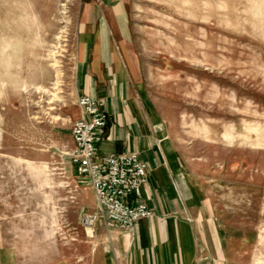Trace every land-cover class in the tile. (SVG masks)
<instances>
[{
    "label": "rangeland",
    "instance_id": "rangeland-1",
    "mask_svg": "<svg viewBox=\"0 0 264 264\" xmlns=\"http://www.w3.org/2000/svg\"><path fill=\"white\" fill-rule=\"evenodd\" d=\"M54 1L0 0L1 263L91 264L104 215L69 152L93 44L127 52L140 112L203 184L229 264L264 259V37L247 0Z\"/></svg>",
    "mask_w": 264,
    "mask_h": 264
},
{
    "label": "crops",
    "instance_id": "crops-1",
    "mask_svg": "<svg viewBox=\"0 0 264 264\" xmlns=\"http://www.w3.org/2000/svg\"><path fill=\"white\" fill-rule=\"evenodd\" d=\"M93 46V53L89 47L83 55L79 52L78 98L101 100L109 114L96 145L100 155L133 152L147 164L143 199L151 215L131 230L101 217L94 230L91 264H229L203 184L171 135L157 126L152 114L140 112L134 87L126 79L133 75L123 59L127 52ZM2 256L0 250V264Z\"/></svg>",
    "mask_w": 264,
    "mask_h": 264
},
{
    "label": "built area",
    "instance_id": "built-area-1",
    "mask_svg": "<svg viewBox=\"0 0 264 264\" xmlns=\"http://www.w3.org/2000/svg\"><path fill=\"white\" fill-rule=\"evenodd\" d=\"M77 104L80 118L71 128V162L90 181L105 218L122 230H131L151 215L143 199L147 164L133 152L100 155L96 145L104 136L109 114L101 100L90 96L79 97ZM95 221V216L86 215L83 225L91 227Z\"/></svg>",
    "mask_w": 264,
    "mask_h": 264
},
{
    "label": "clouds",
    "instance_id": "clouds-1",
    "mask_svg": "<svg viewBox=\"0 0 264 264\" xmlns=\"http://www.w3.org/2000/svg\"><path fill=\"white\" fill-rule=\"evenodd\" d=\"M248 7L245 9L244 21L253 31L264 37V0H247Z\"/></svg>",
    "mask_w": 264,
    "mask_h": 264
},
{
    "label": "bare ground",
    "instance_id": "bare-ground-1",
    "mask_svg": "<svg viewBox=\"0 0 264 264\" xmlns=\"http://www.w3.org/2000/svg\"><path fill=\"white\" fill-rule=\"evenodd\" d=\"M52 3H56V4H59L60 3V0H55L54 2H52ZM61 5H62V3H61ZM64 11V10H63ZM119 20H120V18H119ZM124 24V23H123ZM120 25H121V22H120ZM92 29H89V35H90V37H92ZM57 48V47H56ZM55 55V54H54ZM52 57V56H51ZM58 60V59H57ZM59 61V60H58ZM54 63H56V62H54ZM52 65V64H51ZM53 66H56V65H53ZM61 68V67H60ZM55 72H56V81H55V83H54V85L55 86H57L58 85V82H59V71L58 70H55ZM61 81V80H60ZM54 87V86H53ZM57 88V87H56ZM249 130H254L255 128H254V125L252 126V125H249L248 127H247ZM242 137L245 139V135H242ZM257 145V144H256ZM255 264H264V259L263 258H257L256 260H255Z\"/></svg>",
    "mask_w": 264,
    "mask_h": 264
}]
</instances>
